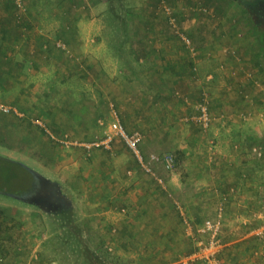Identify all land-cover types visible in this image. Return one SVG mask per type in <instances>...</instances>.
I'll return each mask as SVG.
<instances>
[{"label":"crops","instance_id":"0c3cea01","mask_svg":"<svg viewBox=\"0 0 264 264\" xmlns=\"http://www.w3.org/2000/svg\"><path fill=\"white\" fill-rule=\"evenodd\" d=\"M170 1L193 36L195 56L167 30L157 0L127 20L129 44L115 50L110 43L119 40L121 17L108 15L112 5L105 0H25L21 23L13 1H0L7 89L21 81L17 102L38 112V124L19 123L26 125L24 136L37 127L38 136L49 137V130L59 139L67 134L92 142L104 136L100 119L118 121L141 133L146 158H175L174 170L160 163L147 172L119 138L111 150L65 146L50 137L38 142V173L55 180L44 179L49 193L38 197V210H18L29 224L20 214L10 220L9 208L1 209L9 219L0 225L7 244L15 231L13 239L24 246L33 238L38 264H60L59 253L46 251L48 221L54 235L81 225L89 248L113 264H203L196 252L214 234L225 264H264V69L232 43L224 52L231 41L223 23L196 13L193 0ZM205 97L213 116L207 128L189 118ZM62 184L70 190L67 199L53 191Z\"/></svg>","mask_w":264,"mask_h":264},{"label":"rangeland","instance_id":"374dc122","mask_svg":"<svg viewBox=\"0 0 264 264\" xmlns=\"http://www.w3.org/2000/svg\"><path fill=\"white\" fill-rule=\"evenodd\" d=\"M105 1L109 2L112 5V7L115 9V12L113 14L119 15L121 17V20L116 21L117 26L119 27L120 30V32L118 33L119 40L116 43H110V47L115 50L117 46L118 47L121 46V40H123L124 39L123 37L126 36L125 33L128 36V30L127 27L125 26V23L128 25V21L130 17H136L140 15L139 9H143L142 6L144 7H146L147 5L151 6L153 0H105ZM148 1L151 4L148 3ZM167 1L174 7L178 15L179 9L175 7V4L173 2H171L170 0ZM208 1L214 6H216L217 10L212 11L211 8L209 7L210 4L208 3ZM157 2L158 4H160L159 0H157ZM193 2H194L193 5H196L195 7L196 13H198L199 15H203L204 17L210 18V20L213 21V24H217L218 22L223 23V27L226 30L224 35L226 37H229L231 41L230 43H227L225 45L227 48L225 47H224L225 49L223 48L224 52L230 50V46L232 43L233 51L235 52L243 51L246 58L250 60L251 64H254V66L256 65V68L259 64H261L262 69H264V5H260L256 9H252L255 13L254 12L250 13V11L247 8H245L240 2H234L228 0H193ZM203 5L205 8H207V11L206 9H204L203 11H199V8ZM107 8L109 7L107 6ZM104 9H105L104 6L100 7V11H103ZM143 12H145V10H143L140 13ZM157 13L160 16H164L162 14L163 11L160 9V7L157 10ZM187 14L188 11L185 12L186 16ZM186 16L184 17L187 18ZM181 21L185 22L183 18H181ZM221 23L219 25H221ZM219 27L222 28V26ZM167 30H169L171 33V30L168 25H167ZM126 39L127 40H125L123 43L129 44L128 38ZM90 41L92 43L97 44L98 36L92 37ZM251 50H253V52ZM255 52L257 53V55H260V57H258L257 55L255 56ZM8 69H9L8 65L5 62H3L2 58L0 57V77L3 75V79H0V105H9L13 110H17L18 113L22 116L14 114V112L8 113V114H12V116H7L5 115V112H3L0 108V111L2 112V113L0 112V156L7 157L17 162L23 163L32 170H34L37 174H39L38 170L40 169L38 168V156H40L41 154H38V142L40 146L43 140H48L50 137L52 140H55L56 142L63 145L60 142L61 139L64 138H69L70 140L72 139L67 134L59 139L49 130L47 131H49L51 134H48L45 131L49 135V137L43 135L38 136L37 127L29 129V133H28L29 135L26 134L27 136H24L21 133L20 128L26 125L21 126L19 123H23L25 121L27 122V124H29V122L35 124V121L37 123L38 112L34 111L31 108H26L24 106H21V104L17 102V97H19L18 94L20 93V89H21L20 84H22L21 81L19 82L10 81L12 82V85L8 87L9 89H7L9 80L11 79V77L8 74ZM2 80H4L5 85L3 84ZM16 86L18 87V92L12 93V91L15 90ZM9 95H12L13 98L9 97ZM32 132H34L35 134L32 135L31 134ZM260 133L262 134L264 133L263 128H261ZM38 137H41L42 139L38 140ZM46 142H50V141H46ZM53 176H54L53 174H50V177L41 174V177H43V179L48 178L49 180L51 179L55 180L54 178H52ZM53 191H57V193L61 197H65L66 199H67L66 194L70 193V190L67 189L63 184L59 185V188L57 186V190H53ZM47 193H49L48 185L45 194ZM45 204H47V202ZM38 207H41V205H38V197L28 200H21L10 196L0 195V225L3 224L4 220L9 219L4 216L5 211L1 209L10 208L11 210H13L10 215V220L16 219L15 218L16 215L20 214L22 223L24 222V219H26L27 224H29L28 221L29 216H24L23 212H20L18 210L20 209L24 211L26 210L32 211L35 209L38 210ZM50 207L53 206L51 205ZM68 214L71 215L72 212H69ZM76 214L77 213L75 212V215ZM47 223L50 226L49 228L53 229V224L50 221H48ZM51 229H48V233L50 236L46 242L47 243L46 251L59 253L60 264H113L112 262H110L113 261L111 257L104 254L103 250L101 252L104 255H102L100 252L99 254L96 253L95 250H93V248H89L88 242L86 241V238H84L83 236L81 225L75 224L74 228L70 229V231L66 230L65 228L62 231L55 233V235L53 233L54 231H51ZM16 233L17 232L15 231V234H12L8 244L6 243V241L0 240V264H38V249H35L36 252H33L34 248L32 247L33 243L31 242L33 241V238L29 236L30 241H28L24 246L23 242H19L13 239V235H16ZM15 246L20 247V253L18 251L16 252L14 251ZM7 259L11 261L6 262ZM40 264H45V263H43L42 261V263Z\"/></svg>","mask_w":264,"mask_h":264},{"label":"built area","instance_id":"2783aa9c","mask_svg":"<svg viewBox=\"0 0 264 264\" xmlns=\"http://www.w3.org/2000/svg\"><path fill=\"white\" fill-rule=\"evenodd\" d=\"M4 1V0H0ZM15 7V18L18 23H21L24 17L27 14V7L25 0H12ZM160 1V9L163 11V15L165 16L167 25L169 26L171 33L174 34L188 49L191 55L195 56L197 54V49L195 47L194 40L190 31H187L181 22L180 15L176 13L174 7L167 0H159ZM207 8L201 6L199 11H203ZM205 12V11H204ZM94 41V40H93ZM56 46L59 50L64 52L67 56L73 58L75 55L70 50L68 44L64 41H57ZM0 108L5 114L14 112L15 114L22 116L18 113L17 110H13L9 105H0ZM212 113L209 100L205 97L202 101H200L196 105V114L192 115L190 120L195 121L196 123L202 125L203 127H209L212 124ZM99 125L106 128L104 132V136L97 138L92 142H84L78 143L76 141H72L69 138L61 139L60 142L65 146L70 145H81L87 150H92V148H102L104 150H111L112 145L115 139H121L126 147L131 151V153L138 160L141 168L147 172H152L154 170V166L157 164H163L166 169L174 170L175 168V158L172 155H167L164 158L159 157L157 154H152L148 158H146L141 150V141L143 136L141 133H129L127 129L122 125L121 122L114 121L112 123H108L104 119L99 120ZM48 134H51L46 130ZM211 227V225H208ZM214 227V226H212ZM212 236V240L208 246L203 247V249L199 252H196L198 255V259H203V264H224L218 257L220 252V245L216 234ZM219 251V252H218Z\"/></svg>","mask_w":264,"mask_h":264},{"label":"trees","instance_id":"16d2710c","mask_svg":"<svg viewBox=\"0 0 264 264\" xmlns=\"http://www.w3.org/2000/svg\"><path fill=\"white\" fill-rule=\"evenodd\" d=\"M228 1L240 2L250 11V13L254 12L252 9H256L258 6L264 5V0ZM114 12L115 9L112 7L109 9L108 15L110 14V16L113 15L115 18H117L119 15L113 14ZM125 26L127 27L128 25L125 23ZM111 27L112 31L115 33V28L117 30V27L114 25ZM125 40L126 39L121 40V46ZM46 189V182L34 170L23 163L0 156V195H6L21 200H28L40 197L41 195L45 194Z\"/></svg>","mask_w":264,"mask_h":264}]
</instances>
